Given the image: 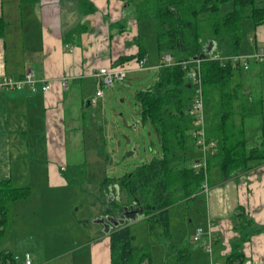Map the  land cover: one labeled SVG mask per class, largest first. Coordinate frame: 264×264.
<instances>
[{
  "label": "crops",
  "instance_id": "crops-1",
  "mask_svg": "<svg viewBox=\"0 0 264 264\" xmlns=\"http://www.w3.org/2000/svg\"><path fill=\"white\" fill-rule=\"evenodd\" d=\"M0 19L7 23L0 39V83L4 77L21 79L30 70L36 75L38 87V92L32 93L28 87L0 86V183L9 181L15 188L31 190L29 198L12 204L8 232L10 240L15 241L17 233L24 231L21 219H27L26 224L42 225L54 217L55 223H62V206L69 200L70 181L65 175L69 171L90 172L94 167L99 168V180L104 177L99 166L104 162L103 155L90 156L87 151L89 137L98 142L101 139L96 121L105 92L97 96L103 90L98 71L114 66L126 69L128 74L159 70L161 58L158 55L152 62L147 54L144 68L139 69L142 21H137L131 6L120 0H38L32 4L0 0ZM256 54L263 59L250 60L249 69L242 70L249 100L252 105L260 104L262 110V114L250 117L260 120L255 125L259 130L256 143L250 145L247 140L249 150L264 147V25L251 30L239 56ZM122 58L129 60L120 61ZM44 84L51 86L47 93L42 92ZM245 131L247 137L246 124ZM80 150L81 158L76 156ZM212 176L216 184H210L205 193V218L207 228L210 224L213 227L205 235L212 246L213 238H217L213 254L215 248L223 256L232 253L233 242L241 239L235 215L243 209L253 226L247 229L250 236L242 252L247 262L264 264V160L252 161L247 169L224 182L218 167L211 169ZM106 179L101 190L109 204L94 218L99 229L90 231L92 240L82 246L88 248L90 264H111L113 226L107 233L108 227L96 222L111 216L108 211L115 201V186L104 185ZM11 248L3 252L13 259Z\"/></svg>",
  "mask_w": 264,
  "mask_h": 264
},
{
  "label": "trees",
  "instance_id": "trees-1",
  "mask_svg": "<svg viewBox=\"0 0 264 264\" xmlns=\"http://www.w3.org/2000/svg\"><path fill=\"white\" fill-rule=\"evenodd\" d=\"M36 1L22 0V3ZM120 1L131 6L137 21H156L158 55L162 58L169 54L176 62L160 67L156 83L136 93L142 122L151 123L155 128L162 157L142 164L133 173L118 179L130 203L143 209L142 216L151 222V230L159 224L169 235L170 209L191 199L205 197V175L197 174L191 166L176 168L178 164L186 163L191 155L194 156L193 161L198 157L191 134L194 117L190 114L195 87L189 79L190 73L197 71L198 66L203 79L207 133L217 143V151L208 161L209 185L212 184L210 171L214 167H218L224 182L247 169L252 161L264 160V147L247 148L245 131L247 118L262 114L261 109L257 110L260 104L252 105L249 100L241 65L224 60L241 54L243 19L250 18L255 29L264 25V7L257 5V0ZM229 2L231 9L223 12V7ZM6 26L5 20L0 19V39L5 35ZM138 42V58L141 60L148 53L143 39ZM202 56L199 65L193 62ZM127 60L129 58L120 61ZM182 63H187V66ZM113 180L107 178L104 185H112ZM30 195L28 187L15 188L9 181L0 183V239L11 227V204ZM113 204L119 206L116 201ZM240 211L235 215V226L241 233V239L233 242L232 253L221 264L247 262L242 245L250 236L247 229L253 225L243 209ZM108 214L117 217L113 210ZM110 239L111 264H152L149 249L133 246L130 225L113 227ZM173 250L178 255L174 263L168 264H190L188 250L176 247ZM0 264H14V260L9 253L0 252Z\"/></svg>",
  "mask_w": 264,
  "mask_h": 264
},
{
  "label": "rangeland",
  "instance_id": "rangeland-1",
  "mask_svg": "<svg viewBox=\"0 0 264 264\" xmlns=\"http://www.w3.org/2000/svg\"><path fill=\"white\" fill-rule=\"evenodd\" d=\"M261 3L262 0H257V5L261 6ZM230 9L231 3L229 2L223 7V12ZM141 23L144 45L153 62L158 58L157 23L153 19ZM241 26L243 42H246L253 23L250 18H245ZM157 76V69L149 71L143 69L129 73L125 81L116 82L114 86H101L105 96L102 98V104L98 106L101 114L99 121H96V124L100 126L101 139L98 142L89 137L87 151L90 156L92 154L103 155L104 162H100L99 166L102 167L100 170L103 169L104 177L99 180V168L94 167H91L90 172H81L77 169L76 172L69 171L65 174L70 181V186L67 190L69 200L66 201L65 206H62L60 215L62 223H55L56 218L54 217L44 221L42 225L26 224L27 219H21L20 223L25 226L22 229L24 231L17 233L15 241L10 240L9 232L0 239V251L3 252L8 246L12 247L14 264H24L27 256L33 264H90L88 252H86L88 248L82 246H85L88 240H92L90 231L99 229L94 224V218L109 204L101 190V184L105 178L114 179L112 181L115 186L114 200L117 206H120L111 205L114 214L118 212L116 208L124 209L135 205L130 203L122 192L118 179L133 173L142 164L162 157L161 145L155 128L151 123L143 124L140 107L136 100V93L153 86L157 81ZM260 109L261 107H258V112ZM255 119L248 117L245 123L247 140L250 145L256 143L259 133L255 125L260 119L259 117ZM72 149V147L69 149L70 154H72ZM81 151L76 153L77 157H82ZM193 158L194 156L191 155L186 163L178 164L176 168L191 166ZM211 182L216 184L213 176ZM205 203V197H200L173 206L170 209L169 235L165 234L159 224H155V229L151 230V222L141 215V218L129 224L134 236L133 246L149 249L152 264L174 263L178 254L173 247L188 250L191 255L190 264H221L226 256L221 255L220 249L217 248H215L216 254H213L216 237L212 241V252L208 251L212 243L205 235L206 232L208 233ZM30 220H37V218H30ZM199 228H203L206 232L202 234L200 241L194 242L193 237ZM42 234L44 236H41ZM31 236L36 239L33 238L34 241L26 242Z\"/></svg>",
  "mask_w": 264,
  "mask_h": 264
},
{
  "label": "built area",
  "instance_id": "built-area-1",
  "mask_svg": "<svg viewBox=\"0 0 264 264\" xmlns=\"http://www.w3.org/2000/svg\"><path fill=\"white\" fill-rule=\"evenodd\" d=\"M220 59V58H216ZM263 56L261 54H256L250 57L232 56L229 59H224L225 61L232 60L234 64H240L244 70L249 69L250 60H262ZM145 58L139 60V69H143L145 65ZM202 61L201 57H196L193 62H197L198 65ZM176 64L173 57L169 54L163 56L160 61V67L170 66ZM184 67L187 63H182ZM128 71L124 68L114 66L110 68H101L96 74L97 77L101 79L103 85L114 86L116 82H123L127 79ZM189 79L194 84L195 87V97L192 104L190 114L194 117V129L192 130V137L195 140L196 148L199 152V157L193 161L191 168L195 170L197 174L203 173L205 175V181L203 184L204 193H208L210 185L208 178V161L210 157L217 151V143L215 140L210 139L207 133V119L205 114V99H204V87L203 79L201 75L200 67L198 66L197 71H193L189 75ZM66 84L64 83V86ZM1 87H7L12 89H22L28 87L32 93L38 92L36 75L33 71L28 70L21 79L15 80L10 77H4L0 83ZM51 86L49 84H44L42 87V92L47 93ZM103 90L97 93L98 97L103 96ZM213 224L208 227L209 233L212 231ZM203 228H199L193 237L194 242L200 241V237L204 234ZM264 235V233H263ZM208 251L212 252V245L208 247ZM24 264H33L29 256L26 257ZM246 264H251L247 262Z\"/></svg>",
  "mask_w": 264,
  "mask_h": 264
},
{
  "label": "water",
  "instance_id": "water-1",
  "mask_svg": "<svg viewBox=\"0 0 264 264\" xmlns=\"http://www.w3.org/2000/svg\"><path fill=\"white\" fill-rule=\"evenodd\" d=\"M202 56L201 58H203ZM117 193H119L117 191ZM136 205V204H135ZM131 205L130 207H125L124 209L119 210L116 213V216H108L97 220L98 223H104L108 228L107 233H110L111 225L113 227L126 226L127 222L135 221L137 216L143 215L144 211L142 208ZM108 221V225L107 222Z\"/></svg>",
  "mask_w": 264,
  "mask_h": 264
},
{
  "label": "flooded vegetation",
  "instance_id": "flooded-vegetation-1",
  "mask_svg": "<svg viewBox=\"0 0 264 264\" xmlns=\"http://www.w3.org/2000/svg\"><path fill=\"white\" fill-rule=\"evenodd\" d=\"M138 207L137 205H135V208Z\"/></svg>",
  "mask_w": 264,
  "mask_h": 264
},
{
  "label": "bare ground",
  "instance_id": "bare-ground-1",
  "mask_svg": "<svg viewBox=\"0 0 264 264\" xmlns=\"http://www.w3.org/2000/svg\"><path fill=\"white\" fill-rule=\"evenodd\" d=\"M220 119V118H219ZM218 120V119H217ZM226 121H228V120H226ZM109 257V256H108Z\"/></svg>",
  "mask_w": 264,
  "mask_h": 264
}]
</instances>
